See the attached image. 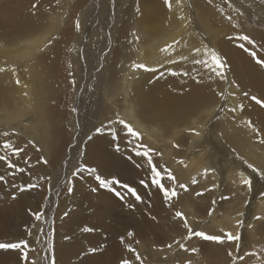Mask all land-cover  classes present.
Masks as SVG:
<instances>
[{"label": "bare ground", "instance_id": "1", "mask_svg": "<svg viewBox=\"0 0 264 264\" xmlns=\"http://www.w3.org/2000/svg\"><path fill=\"white\" fill-rule=\"evenodd\" d=\"M88 1L0 0V67L5 69L0 72V132H8L9 136L23 132L33 141L35 148L43 149L41 154L50 156L53 153L58 157L65 150L51 149L61 150L75 128L85 131V135H93L89 141L91 158H84L87 167L95 168L103 178L115 177L121 183L132 186L142 197V202H137L125 189L117 186V190L124 196L121 200L112 191L99 188L94 176L87 171L84 172L88 174V180L79 181L75 187L77 192L74 193L77 195L74 196L80 197L79 203L83 210L84 205L88 207L87 218L84 217L88 221V227L96 229L88 232V239H110L113 248L117 250L113 258L117 259L118 264L122 259H130L136 264L133 254L126 250L127 244H131L141 254L144 264H174L177 253L179 256L186 254L192 257L190 264L210 260L215 252L206 253L204 250L210 248L204 246L209 241L200 238L194 237L185 242L189 249L198 250L196 255L176 246L172 249L165 247L173 240H182L187 234L183 222L173 218L174 213L183 212L190 226H196L193 227L195 230L208 234H222V230L236 233L239 231L236 216H228L224 220L218 217L243 188L244 204L249 205L251 202V206L245 213L246 221L240 233L239 244L242 247L246 242L251 243V240L256 239V234L254 227H248L250 219L264 217V197L260 196V192L264 191V180L247 165L252 164L264 171V143H260L264 139V109L244 97L243 92L264 98V69H260L238 47V40L228 38L237 34L251 35L248 19L239 16L232 8V21L226 20L221 15V11L228 15L221 0H212V3L208 0H181L179 5L176 0H171L172 11L165 7L163 0H115L113 18L108 23L103 22L100 31V35L105 32L111 34V38L110 35L104 37V40L112 41L111 47L109 45L110 49L102 54L99 48L102 40H98V57L92 59L88 52L94 49L93 40L85 42L83 39L87 32L83 34L81 30H75V24L72 26L78 20L73 18L74 10L79 8L80 11ZM99 1L93 0V3ZM109 1L104 2L107 4ZM33 4L37 5L36 9L32 8ZM137 6L140 12L136 11ZM102 7L106 11L103 3ZM111 8L113 5L110 2ZM88 10L90 11L85 15V20L90 19L94 12L89 7ZM239 11L243 14L246 12ZM105 14L110 16V10ZM64 16H67V20L63 23L61 18ZM180 16L184 20L178 19ZM114 21L119 22L114 24ZM233 23L241 25L243 32L233 28ZM80 33V42L72 43ZM220 34L221 37H218ZM251 36L264 42V34L255 32ZM135 37H140L139 42H136ZM49 40L52 41L50 44ZM173 41L179 43L169 50L170 54L161 51ZM204 45L220 53L226 60L229 65L228 80L236 81L239 89L230 88L229 84L219 79L209 80L210 73L201 65L191 63L194 58H205L192 55L194 47L203 49ZM79 48L83 50L78 51ZM73 51L78 52L76 63L69 57ZM88 55L92 59L89 63ZM258 55L264 59V51L258 52ZM181 56H187L188 60H180ZM101 58L105 65L103 82L95 84V90L101 93L95 91L99 100L92 98L95 100L94 113L88 116V110L84 112L89 101L88 93H81V90L92 83L95 71L101 66ZM169 60L179 62L173 64ZM134 63L147 65L156 71L133 70ZM172 72L177 75H172ZM185 72L188 75H183ZM193 76L200 79L201 83L197 84L192 80ZM17 80L20 81L19 84L16 83ZM85 80L86 83L83 84ZM213 89H227L235 92V96H230L225 102L216 96ZM225 103L227 107L242 103L244 110L235 113L220 111L219 105ZM118 118L130 123L141 133L142 139L135 141L126 135L122 131V125L115 123ZM249 120L261 130L260 137H256L246 126ZM109 121L113 123L109 124ZM98 127L102 128L101 134L95 132ZM110 129L117 134L115 140ZM193 129L200 135H195ZM8 137L0 135V139ZM214 142L216 146H212ZM139 143L161 153L153 156L154 162L170 169L177 184H188L189 191L177 188L178 197L166 204L156 188L142 186L140 180H148L150 172L146 160L135 156V145ZM230 157L241 159L233 161ZM242 159L245 160L244 163ZM138 164L141 166L137 167ZM58 166L60 167L56 164V170ZM206 168L213 170L207 176L203 175ZM244 176L253 178L251 192L240 184ZM58 177L60 178L59 175ZM194 177L198 181L195 185L191 183ZM227 180L235 183V187L227 195L231 198L216 201L214 196H219L220 189ZM86 183L88 197L83 198L80 194ZM165 184L172 187L170 181H165ZM212 185H218V188L212 190L213 197L211 194H208V198L204 197L211 191L205 192L202 201L190 203L192 193L211 188ZM92 188L97 190L93 192ZM74 196L70 199L65 197L63 203L60 201L61 210L68 213L66 217L70 224L76 222V213L71 215L68 210L69 202L77 199ZM213 200L216 201L215 204L212 203ZM210 208L214 209L212 215H208ZM241 209L242 207L239 213ZM255 221L257 232L264 233V220ZM82 224L80 222L79 226ZM81 231L79 234L84 240L87 232ZM129 231L134 233L131 238L127 236ZM60 232L65 231L62 229ZM77 234H60L64 236L57 247L60 264H68L71 260H75V264H85L86 261L88 264H99L96 252L101 253L100 251L90 253L88 248L87 252L84 247L86 241H82L81 248V244L74 246L75 244L69 243V239H65V236L73 238ZM121 237H124V243H121ZM216 247L217 244L214 248ZM260 249L258 257L263 255L264 261L263 244ZM203 251L204 255L199 257ZM236 254L229 264L239 263ZM195 256L198 258H194ZM227 257L228 255L223 256L220 263H225Z\"/></svg>", "mask_w": 264, "mask_h": 264}, {"label": "rangeland", "instance_id": "2", "mask_svg": "<svg viewBox=\"0 0 264 264\" xmlns=\"http://www.w3.org/2000/svg\"><path fill=\"white\" fill-rule=\"evenodd\" d=\"M104 1L105 0H100L99 3L95 2L94 4L93 0H89L85 6L80 8V11H79V8H76L73 14L74 20L78 18V21L81 24L80 27L82 29L80 28L81 30L80 32H82L83 34L87 32L86 38L84 37L83 40H86L85 42L89 41L90 39L93 40L94 49L88 52V54L93 57L92 59H96L98 57V55L96 54L98 52L96 50V42L98 40L100 39L102 40L99 46L100 50H102V54L106 50H109L110 49L109 45L111 47V44H112V41H110V39L104 40V37H106L107 35H110V38H111V34H107L105 32L103 35H100V31H101V28H103V24L108 23L110 21V18H113L112 16L114 14V6L117 0L116 1L114 0L115 2H112V0H110L107 4ZM110 2L113 5V8L111 9H110ZM102 3L104 6H106L104 7V10L106 11L102 10L103 8ZM220 3L225 7L226 13L228 15H232V8H233L237 10L235 11V13H237L239 16H242L246 20L248 19L247 22L249 23L248 24L250 26L249 28L251 32L253 33V34L251 33V35H255V32L264 34V0H228V3H225V0H221ZM229 4H231L232 7H229L228 6ZM88 7L89 9L94 10V12L91 11L93 12V15L91 13L90 15L91 18L90 19L86 18L85 20V15L88 13V11H90L88 10ZM250 7L251 9H248ZM238 9L246 11V12L243 14ZM107 10H110V14H111L110 16L109 14H105ZM62 18L61 20L64 23L67 20V16H64ZM91 20L93 22H90ZM76 21L77 20H75V23ZM83 21L84 22L87 21V22L84 23ZM118 22L119 21H114V24H118ZM75 23L73 22L72 26ZM73 27H75V25ZM87 28L89 29V31ZM236 30L239 32H243V28L241 25H239V27H237ZM98 31H99V34H97ZM251 35L249 34V36ZM79 36H81V33L80 35L78 34L77 38L75 37L71 42L74 44L79 43L80 42ZM218 37H221V34L218 35ZM254 39L256 40L257 44L264 45V42H260L259 38H254ZM83 40L82 42H84ZM135 40L136 42H139V39L137 40L136 37H135ZM239 43H242V42L237 41L238 45ZM82 44L83 43H81V45ZM83 48H79L78 51L83 50ZM80 54L82 56L81 52ZM89 55H88V63L92 60L89 58ZM77 56H78V52L76 53L75 51H73L72 54L69 55L70 60L73 63H76ZM101 60L102 58L100 59L101 66L95 71L96 73H94V78L92 80V83L89 86H87L85 89L81 90V93H88L89 98L87 99L89 101H88V104L84 108V112L88 110V116L94 113L93 105L95 103V100H99V96L95 93V91L97 93H101V91L95 90V86L103 82V70L105 69V65L102 63ZM97 81H99V83H96ZM84 83H86V80L83 81V84ZM92 94H94L95 96H93ZM92 98H94L95 100ZM72 134L74 135V136L72 135L73 138L72 136H70V138H68L64 142L65 145L63 143L64 147L61 150L51 149V150H56V151L65 150L63 151V154H62L63 158L60 154L58 157V155L56 154L54 155L53 153H51L50 156H44L43 154L40 153L43 151V149L38 147L39 149L38 150L37 148H35V145L33 143L29 144L28 141H30V139L23 132L14 133V135L9 136L8 138L0 139V143H3L5 140H9L14 146L24 148V152L19 157H12L13 162L17 164L18 167L24 169L23 172H16L15 175H9L8 174L9 170L6 169V165H4L3 162H0V175H3L5 177L4 181H0V240H1L0 242L2 241L3 242H8V241L15 242L21 239L27 240L30 246L29 249L25 250L29 252L28 264H30L31 261H37L38 264H48V261L51 259L53 255L55 257V264H60L59 252H58L57 247H58L59 240H63L64 238V236L60 234L64 233L65 235L66 234L72 235V234L78 233L73 238H69L70 244H75L74 246H76V244H81L82 245L81 248H82L83 247L82 241H86V244L84 247L86 248L87 252H88V248H96L97 251L101 252V253L96 252L99 264H118L117 259L113 258V255L115 251L117 250L113 248L110 239H101L97 237H92L88 239V232H87L85 239L82 240V237L79 234V232L81 231L83 227L85 226L88 227V221L86 219L88 215V207L84 205L85 210H83L81 203H79L80 197L76 196L78 199V203H76L77 199H73V198H76L74 195H77L76 193H74V192H77L75 190L77 183L79 181L86 182L88 180V174L86 172H81L77 176L73 177L72 172L80 168L81 165L87 166V164L84 161V158L85 156L87 159L91 158L90 147H89L90 140L88 139V137L89 136L92 137L93 135L92 134L85 135V131L79 130L77 128L74 129V132ZM67 145H69V147ZM212 146H216V142L212 143ZM68 150L70 153L68 152ZM0 154H4V153L0 151ZM71 154L72 156H70ZM42 157L44 160L47 161V163L42 162L41 160ZM56 159H59V160H56ZM231 159L234 161L236 159L239 160L241 158L230 157V160ZM244 161L245 160L242 159L243 163ZM56 164H59L60 167H62V170L60 169L59 166H58V169L56 170ZM58 175L60 176V178L58 177ZM41 177H43V179H41ZM69 181H71V185H69ZM30 184H35L37 185V187L27 189L23 192L19 191L21 187H26L27 185H30ZM68 186L73 187L72 194L68 193L67 191ZM234 187H235V183L229 182L227 180V182L222 185L219 196H217L216 194L214 198L216 199V201H221L222 200L221 197L227 196L228 193H230ZM244 191H245L244 188L240 190L238 195L233 199L231 205L218 217V219L224 220L225 217L236 216L237 220L239 219L244 222L243 223V226H244L245 221H246L245 213L247 211V208L248 207L250 208L251 206V202L249 205L244 204L245 202L243 200L244 195H245ZM81 193L82 194L80 195H82L83 198L88 197L87 183L84 186V188L81 190ZM195 193H192V195L190 196V200H191L190 203L192 204L193 203L197 204L200 201H202L204 197H207V196L209 197L208 194H211L212 191L210 193H207L206 196L204 197L203 196L197 197ZM13 196H15V199H13ZM71 196H74V197L72 198L73 201H70L68 204L69 205L68 210L71 215L76 213L74 215V217L76 218V222L70 224L68 217L64 216V212H62L61 210L60 205L62 204L60 201L62 200V203H63V200L65 199V197H69L70 199ZM211 197H213L212 194H211ZM71 202H72V205H71ZM57 204L58 206H56ZM240 207H242L241 213H243L244 211V214L242 216L241 215L238 216ZM57 208H60V210ZM31 212H42L43 215H42L41 220L37 221L34 218V216L31 215ZM82 218H84V220H82ZM64 219L67 221H64ZM80 222H83L81 226H79ZM250 223L254 227V232L256 234L255 240H251V243L249 242L244 243L243 246L239 248V251H237V249L235 250L236 248L235 242L228 244V242L225 241L224 244H219V245L217 244V247L215 249L214 247L216 246V243L209 241L204 247L210 248V249L209 250L207 249L204 251H206V253L209 252L210 254L214 252L215 253L210 258V260L206 262H200L199 264H222L220 263L221 258L225 255H228L230 251L233 253V255L231 257L228 255L227 257L228 259L223 264H229L230 261L233 260L236 252H237L236 255L238 256H245V253L249 254L245 256V259L243 261H239V263L237 264H240V263L264 264V261L262 260L263 255H261V258L258 257V254L261 252L260 246L262 244L264 245V233L257 232V224H256L254 217L250 219ZM243 226L238 227L239 234L241 233V230H243ZM193 227H196V226L194 225ZM62 229L65 232H60ZM49 232L52 233L51 237H48L47 235ZM69 232L71 233L69 234ZM216 234H220V233L216 232ZM49 239H51L52 241V245H53L52 250L48 249ZM204 251L200 253L198 256L200 257L204 255ZM178 254L179 253L176 254V262H174V264H176L177 261H178V264H188V262L192 258L186 254H182L181 256H179ZM196 254L197 253L193 255H196ZM194 258H198V257L195 256ZM235 260L234 262H236ZM0 264H26V262L20 259L19 252L10 251L6 253L3 251H0ZM68 264H75V260H71ZM85 264H88V261H86Z\"/></svg>", "mask_w": 264, "mask_h": 264}, {"label": "snow or ice", "instance_id": "3", "mask_svg": "<svg viewBox=\"0 0 264 264\" xmlns=\"http://www.w3.org/2000/svg\"><path fill=\"white\" fill-rule=\"evenodd\" d=\"M208 2L212 3V0H208ZM163 3L165 5V7L168 8L169 11H172L171 0H163ZM176 3H177V5H179L181 3V0H176ZM225 3H228V0H225ZM228 6L232 7L231 4H229ZM36 7H37L36 4L32 5L33 9H36ZM136 11L140 12L139 6H137ZM233 11H237V10L233 9ZM221 15L224 16V18L226 20H228L229 22L232 21L231 15H225L222 11H221ZM241 15H242V13H241ZM178 19L184 20V17L180 16V17H178ZM232 27L237 28V27H239V25L233 23ZM75 28L77 31L80 30V22L78 20L75 23ZM133 35L135 36V33H133ZM228 38L230 40L241 41L242 43H239L238 47L240 49H242L245 53H247L252 58L254 63L257 66H259L260 69H264V59H262L258 55V51H264V45L257 44L256 40L247 34H237L236 36H230ZM136 39L138 40L139 37H136ZM51 42L52 41L49 40V44ZM178 43H179V41H173L172 44L165 45V47L162 48L161 51L169 52V50L173 49L174 45L178 44ZM169 54H170V52H169ZM192 55H193V57H205V58H194V59H192L191 63H193L194 65H201L208 73H210V75L208 76L209 80L219 79V80L223 81L224 83L229 84L230 88L239 89L240 86L238 83H236V81H229L228 80L227 70L229 69V65L226 62V60L224 58H222V56L220 54H218L215 50L210 49L207 45H204L203 49H201L199 47H194L192 49ZM179 59L180 60H188V57L187 56H181ZM168 62L175 64V63H178L179 61L178 60H169ZM132 68H133V70L143 69L144 71H147V72H155L156 71V69L149 68L147 65H144V64L134 63L132 65ZM3 71H5V69L0 67V72H3ZM171 74L177 75V73H175V72H172ZM69 75H71V73H69ZM183 75H188V73L185 72V73H183ZM191 79L194 80L197 84L201 83V80L198 79L196 76L191 77ZM16 83L19 84L20 81L17 80ZM72 83L74 84L75 81H72ZM213 91L215 92L216 96L219 97L220 100L225 101V102H227V100L230 96H232V97L235 96V92L228 91L227 89H224V90L213 89ZM243 96L248 98L252 102H254L260 108L264 109V98H260V97L255 96V95H250L248 92H243ZM219 109H220V111L226 110L227 112H230V113H235L237 111L242 112L244 110V104L241 103L235 107H227V105L225 103V104L219 105ZM73 111H75V109H73ZM112 123H113L112 121H109V124H112ZM115 123L122 125V131H124L126 133V135L130 136L132 138V140L140 141L142 139L141 133L138 132L136 129H134L131 126V124L128 123L127 121L118 118L115 121ZM246 126L251 130L252 133H254V135L256 137L261 136V130L256 128L252 121H250V120L247 121ZM109 131H110V134L113 136V139L115 140L117 138L116 132L114 130H111V129ZM192 131L195 135H200V133L195 131L194 129ZM95 132H96V134H101L102 128L101 127L96 128ZM0 135L8 137L9 133L4 132V133H0ZM88 139L91 140L92 137L89 136ZM129 142L131 143L132 141H129ZM28 143L32 144L33 141L30 140V141H28ZM260 143H264V139H261ZM173 146L178 147V145H173ZM136 149H138V150H136ZM0 150H2L4 153V154H0V162H3V164L6 165V169L9 170V172H8L9 175H15L16 172H23L24 171V169L18 167L17 164H15L13 162V159H12V157H19L24 152V148L14 146L9 140H5L3 143H0ZM117 150H119L118 145H117ZM134 152H135V156L142 157L146 160V164H147V167H148L149 172H150L149 179L148 180L141 179L140 184L142 186H144L145 188H148V187L156 188L162 194L163 199H164L166 204H170L174 198L178 197L179 192L177 191V188H179L180 190H183L184 192L189 191V185L188 184H184V183L177 184L176 177L170 169H168L166 166L157 165L154 162L153 156L154 155H161V153L156 152L155 149H152L148 145L143 144V143L136 144ZM41 160H42V162L47 163V161L44 160L43 157L41 158ZM26 163H27V161H26ZM178 163H183V161H178ZM140 166L141 165H139V164L137 165V167H140ZM247 167L249 169H251L252 172L255 173L261 180H264V171H261L260 169L254 167L252 164H248ZM84 171H87V173L89 175L94 176V179L98 183L99 188L112 191L113 194L116 197H118L119 199L123 200L124 196L122 195V193L120 191L117 190V186L119 188L125 189L127 194H129L131 197H133L135 199V201L142 202V197L137 192V190L135 188H133L132 186H130L128 184L121 183L115 177H113L111 179L103 178L101 175H99L97 173V170L95 168H90V167H87L86 165H81L80 168H78V169H76V171L72 172V176L75 177L79 173L84 172ZM211 171H213V170L206 168V169H204L203 175L207 176ZM4 179H5V177L3 175H0V181H4ZM41 179H43V177H41ZM165 181L172 182V187L166 186ZM191 183L193 185H195L198 183V181L194 177L192 179ZM240 184L245 186L247 188L248 192H251L253 190V178L252 177L244 176L240 180ZM69 185H71V181H69ZM34 187H37V185L30 184V185H27L26 187H21L19 189V191L23 192L27 189L34 188ZM216 187H218V185H212L211 188H205L202 191H198L195 193V195L197 197H201L204 195L205 192H210ZM96 190H97L96 188H92L93 192H95ZM67 191L69 194H72L73 187L68 186ZM260 196L264 197V191L260 192ZM230 198L231 197H229V196H222L221 197L222 200H228ZM13 199H15V196H13ZM212 203L215 204L216 201L213 200ZM213 211H214V209L210 208L208 211V215H212ZM31 215H33L37 221H40L43 213L42 212H31ZM67 215H68V213L65 212L64 216H67ZM238 215L242 216L243 213H239ZM173 218L178 219V220L183 222V227H184V229L187 230V234L182 238V240H173L171 243H168L167 245H165V247L167 249H172L174 246H176L183 251H191L193 253H196L198 251L196 248L189 249L187 247V244L185 243L186 241H190L194 237H196V238H200L203 241L214 242L218 245L224 244L225 241H227L229 243L235 242L236 249H237V251H239V248H240L239 242L241 239L239 232L233 233L230 231L222 230V234H208L204 231L195 230L188 223L187 216H185V214L181 211H175ZM152 219H155V217H152ZM254 219L259 221V220H264V217L256 216V217H254ZM243 223L244 222L242 220H239V219L236 221V224L238 227L243 226ZM248 227L251 228V227H253V225L249 224ZM81 230L83 232L96 231L95 228L87 227V226L83 227ZM47 235L49 237H51L52 233L49 232ZM127 236L129 238H131L134 236V233L132 231H129L127 233ZM65 239L67 240V239H69V237L65 236ZM120 240H121V243H124V237H121ZM136 243H139V241H136ZM29 247H30L29 242L27 240H23V239L15 241V242H11V241L0 242V251L6 252V253L10 252V251L19 252L20 253V259L25 261L26 264H28V262H29V252L25 251V250L29 249ZM125 247L129 253L133 254L136 264H144V258L141 256V254L134 247H132L131 244H127V245H125ZM52 248H53L52 241H51V239H49L48 249L52 250ZM160 250L162 251L163 249H160ZM96 251H97L96 248H90L89 249L90 253H95ZM228 255L231 257L233 255V253L230 251L228 253ZM246 255H249V254L245 253V256ZM245 256H237L236 259L243 261L245 259ZM30 264H38V262L37 261H31ZM48 264H55L54 255L48 261ZM120 264H133V261L130 259H122L120 261ZM188 264H190V262H188Z\"/></svg>", "mask_w": 264, "mask_h": 264}]
</instances>
